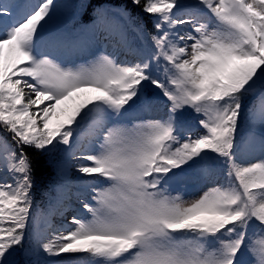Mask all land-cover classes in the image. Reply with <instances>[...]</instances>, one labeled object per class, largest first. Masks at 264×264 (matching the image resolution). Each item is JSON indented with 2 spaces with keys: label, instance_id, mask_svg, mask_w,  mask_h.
<instances>
[{
  "label": "snow or ice",
  "instance_id": "6c2138e0",
  "mask_svg": "<svg viewBox=\"0 0 264 264\" xmlns=\"http://www.w3.org/2000/svg\"><path fill=\"white\" fill-rule=\"evenodd\" d=\"M130 3L0 0V264H264V0Z\"/></svg>",
  "mask_w": 264,
  "mask_h": 264
},
{
  "label": "trees",
  "instance_id": "16d2710c",
  "mask_svg": "<svg viewBox=\"0 0 264 264\" xmlns=\"http://www.w3.org/2000/svg\"><path fill=\"white\" fill-rule=\"evenodd\" d=\"M99 2H102V0H69L68 3L71 4L85 3L88 4L89 6L86 9L72 8V9L64 10L63 15L66 20L65 21L66 24L78 25L81 21L84 23L89 22L92 18V6ZM103 2L119 5L125 3L126 0H103ZM127 2L129 8L132 10L134 15L140 12L139 9L131 5L130 0H127ZM140 14L144 17L143 23L145 24L146 28L150 31L152 27L151 17L143 13ZM25 150L29 153V155L33 157L34 164H38L34 173L37 179V185L36 188L34 189V198L36 202L39 204L40 209L45 210L48 204V195L46 194H50L52 196L56 195V193L50 187L51 184L55 183V173L52 171L51 168L44 166L43 158L40 156L39 153H37L35 150L31 148H26ZM68 213L72 214V212L69 211L65 215L67 216ZM53 222L55 224H58L62 222V218L60 216H56L53 218Z\"/></svg>",
  "mask_w": 264,
  "mask_h": 264
},
{
  "label": "rangeland",
  "instance_id": "374dc122",
  "mask_svg": "<svg viewBox=\"0 0 264 264\" xmlns=\"http://www.w3.org/2000/svg\"><path fill=\"white\" fill-rule=\"evenodd\" d=\"M64 19L63 17V13H62V20ZM71 103V102H69ZM59 119H63V117H59ZM56 118H54V122H55ZM197 193V189L195 187H191L189 188L185 193H183L185 199H191L194 198V196Z\"/></svg>",
  "mask_w": 264,
  "mask_h": 264
}]
</instances>
